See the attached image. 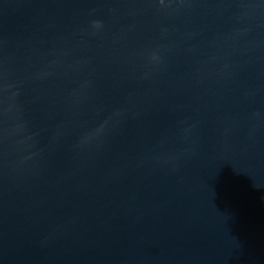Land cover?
<instances>
[{
    "label": "water",
    "instance_id": "obj_1",
    "mask_svg": "<svg viewBox=\"0 0 264 264\" xmlns=\"http://www.w3.org/2000/svg\"><path fill=\"white\" fill-rule=\"evenodd\" d=\"M0 264H264V0H0Z\"/></svg>",
    "mask_w": 264,
    "mask_h": 264
}]
</instances>
